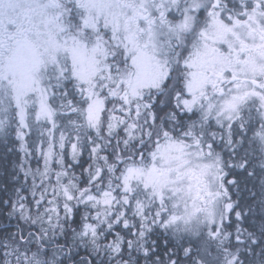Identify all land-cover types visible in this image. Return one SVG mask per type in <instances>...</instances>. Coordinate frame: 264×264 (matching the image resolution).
I'll use <instances>...</instances> for the list:
<instances>
[{
	"label": "snow or ice",
	"instance_id": "snow-or-ice-1",
	"mask_svg": "<svg viewBox=\"0 0 264 264\" xmlns=\"http://www.w3.org/2000/svg\"><path fill=\"white\" fill-rule=\"evenodd\" d=\"M0 264H264V0H0Z\"/></svg>",
	"mask_w": 264,
	"mask_h": 264
}]
</instances>
